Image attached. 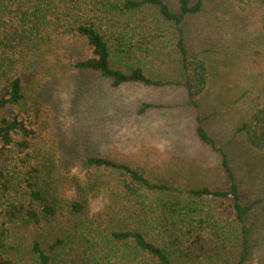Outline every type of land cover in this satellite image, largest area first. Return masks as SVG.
<instances>
[{
	"label": "trees",
	"instance_id": "16d2710c",
	"mask_svg": "<svg viewBox=\"0 0 264 264\" xmlns=\"http://www.w3.org/2000/svg\"><path fill=\"white\" fill-rule=\"evenodd\" d=\"M81 3L92 9L93 18L69 23L80 15ZM210 7L223 13L259 9L255 22L264 31V0H24L18 5L17 28L0 33V264H264V87L236 99L245 96V108L227 144L241 145L255 185L248 201L227 145H217L204 125L215 111L203 116L198 110L195 133L220 155L226 186L180 189L152 180L141 167L87 156L85 182L76 198L67 199L51 183L52 160L33 156L37 130L19 112L4 113L21 106L25 96L18 68L6 64L2 54L33 42L47 24L68 23L92 51L75 68L97 71L114 86L180 85L199 109L210 68L189 53L186 35L191 22ZM168 28L173 34L166 37ZM162 41L178 54L179 70L172 76L166 68L147 71L150 57L164 60L160 49L153 50ZM90 194L105 201L99 217L87 216ZM106 215L111 222H105Z\"/></svg>",
	"mask_w": 264,
	"mask_h": 264
},
{
	"label": "rangeland",
	"instance_id": "374dc122",
	"mask_svg": "<svg viewBox=\"0 0 264 264\" xmlns=\"http://www.w3.org/2000/svg\"><path fill=\"white\" fill-rule=\"evenodd\" d=\"M23 1H1L0 33L17 28L16 8ZM91 10L81 3L80 15L69 23L93 18ZM237 12L223 13L210 7L187 28L189 53L203 58L210 68L208 88L198 97L205 108L191 105L186 89L180 85L114 86L97 71L75 68L74 63L92 56V51L69 30V23L65 27L47 24L33 42L15 46L12 54H2L6 64L14 62L18 68L25 96L21 106L4 113L19 112L37 130L33 156L38 161L44 156L52 160L51 183L59 195L65 199L77 197L88 175L84 167L87 156H104L141 167L152 180L180 189L226 186L220 155L198 138L195 128L198 110L203 116L215 111L204 125L217 145L226 146L237 128L246 97L264 87V31L255 22L261 10ZM171 34L173 29L168 28L166 37ZM163 44L158 43L159 48L153 50L160 49L164 60L155 62L150 57L152 62L146 68L152 73H156L152 71L155 68H166V75L172 76L179 70V59L174 60L178 54ZM169 53L173 59L168 62ZM255 82L259 85L254 86ZM243 91L246 97L236 101ZM240 148L236 141L226 146L244 200L248 201L249 192L254 196L255 185ZM245 175L246 181L242 180ZM104 207L101 196H88V217H99ZM111 219L110 215L104 217L105 222Z\"/></svg>",
	"mask_w": 264,
	"mask_h": 264
}]
</instances>
